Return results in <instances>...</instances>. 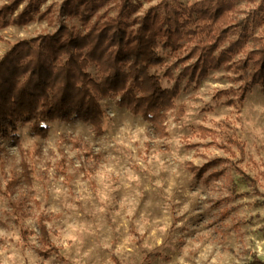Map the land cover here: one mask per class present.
Masks as SVG:
<instances>
[{
    "label": "rangeland",
    "instance_id": "rangeland-1",
    "mask_svg": "<svg viewBox=\"0 0 264 264\" xmlns=\"http://www.w3.org/2000/svg\"><path fill=\"white\" fill-rule=\"evenodd\" d=\"M63 1L42 5L48 19L0 30V58L12 44L54 33ZM119 2L104 0L97 13L115 17ZM161 2L131 0L125 22ZM166 2L224 5L230 24L214 54L238 38L245 52L264 41V0ZM67 22L86 30L76 19ZM160 52L162 86L178 82L163 137L109 98L101 101V135L72 120L49 122L45 138L29 125L19 128L16 144L0 138V264H264V91L251 81V68L179 78L176 55ZM244 57L239 52L228 64ZM88 72L98 78L92 65ZM222 91L229 94L217 95ZM241 173L255 185L243 183ZM39 222L49 253L41 250L48 247L40 244Z\"/></svg>",
    "mask_w": 264,
    "mask_h": 264
},
{
    "label": "trees",
    "instance_id": "trees-1",
    "mask_svg": "<svg viewBox=\"0 0 264 264\" xmlns=\"http://www.w3.org/2000/svg\"><path fill=\"white\" fill-rule=\"evenodd\" d=\"M46 1L9 0L0 7V30L48 19L49 10H40ZM23 3L22 11L13 16ZM103 3L64 0L54 33L12 44L0 58V138L18 143V130L25 125L33 135L45 138L49 122L72 120L87 123L101 135L106 117L101 101L109 98H117V107L140 116L150 123L154 136L163 137V123L174 106L178 82L171 88L162 86L156 73L164 66L161 49L176 55L179 78L199 80L221 66L238 73L251 68V81L264 91V41L245 52L244 42L238 38L214 54L230 24L220 2L183 6L162 0L129 24L124 17L134 10L131 0H120L115 17L108 16L107 11L97 13ZM74 19L86 29L82 34L68 24ZM239 52L245 57L229 65L231 57ZM191 60L195 61L186 66ZM90 65L96 69L97 79L88 72ZM166 77L172 81L169 72ZM241 181L255 185L244 173ZM38 230L40 244L48 247L41 250L49 253L53 246L46 226L39 222Z\"/></svg>",
    "mask_w": 264,
    "mask_h": 264
}]
</instances>
